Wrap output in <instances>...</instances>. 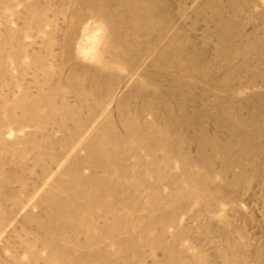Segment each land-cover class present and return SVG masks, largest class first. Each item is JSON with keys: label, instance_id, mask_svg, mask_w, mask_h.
<instances>
[{"label": "rangeland", "instance_id": "1", "mask_svg": "<svg viewBox=\"0 0 264 264\" xmlns=\"http://www.w3.org/2000/svg\"><path fill=\"white\" fill-rule=\"evenodd\" d=\"M0 264H264V0H0Z\"/></svg>", "mask_w": 264, "mask_h": 264}, {"label": "bare ground", "instance_id": "2", "mask_svg": "<svg viewBox=\"0 0 264 264\" xmlns=\"http://www.w3.org/2000/svg\"><path fill=\"white\" fill-rule=\"evenodd\" d=\"M120 1V0H119ZM122 1H124V0H122ZM139 2V1H138ZM137 2V3H138ZM126 3V2H125ZM135 4H136V2H134ZM133 3V4H134ZM121 4H123L122 6H124V2H121ZM125 5H127L128 6V4H125ZM151 5V4H150ZM120 7V6H119ZM129 7H130V5H129ZM153 7V6H152ZM106 8V7H105ZM136 8H138V7H136ZM143 8V7H142ZM151 8V7H150ZM132 9H134V8H132ZM148 9V8H147ZM146 9V10H147ZM138 10H140V9H138ZM137 10V11H138ZM144 10V9H143ZM125 11H127V10H125ZM141 11H142V9H141ZM149 11V10H148ZM124 11H122V13H123ZM144 12V11H143ZM119 13V12H118ZM139 14H141L140 12H138ZM105 14H106V12H105ZM104 14V15H105ZM108 14L109 13H107V17H108ZM125 14V13H124ZM132 15V14H131ZM136 15V14H135ZM141 15H147V14H141ZM109 16H111L110 14H109ZM136 17H138V15L136 16ZM144 17V16H143ZM152 17V16H151ZM122 18H123V16H122ZM119 19V18H118ZM120 20V19H119ZM118 20V21H119ZM123 20V19H122ZM133 20H135L134 18H133ZM138 20H140V19H138ZM145 20V19H144ZM150 20V19H149ZM112 21V20H111ZM110 22V21H109ZM145 22V21H144ZM147 24V23H146ZM139 25V24H138ZM137 24H136V27L138 26ZM149 25V24H148ZM108 26V25H107ZM119 26V25H118ZM160 27V26H159ZM133 28H135V27H133ZM137 29V28H136ZM147 29V28H146ZM138 30V29H137ZM139 31V30H138ZM145 31V30H144ZM142 32V31H141ZM170 32V31H169ZM131 33V32H130ZM170 35V34H169ZM123 38H124V36H123ZM177 39H178V37H177ZM185 39V38H184ZM178 41V40H177ZM187 46V45H186ZM173 48V47H172ZM141 49V48H140ZM174 68V67H173ZM181 69H183V68H181ZM121 107V106H120ZM173 118V117H172ZM103 121H104V119H103ZM186 121V120H185ZM185 123V122H184ZM188 124V123H187ZM188 129V128H187ZM133 132V131H132ZM157 133V132H156ZM107 134L106 133H104L103 134V137L100 139V140H98L97 142H95V143H97L96 144V146L93 148V150L95 151V152H98V153H104V156H105V160H108V161H113V162H115L116 160L114 159V155H116L117 156V154L116 153H114V151L115 152H117L118 151V149L120 148L119 147V145H117V144H115V143H111L110 141H111V137H108V136H106ZM140 135V134H139ZM133 136V135H132ZM134 136L135 137H137V135H136V131L134 132ZM141 137V136H140ZM154 138V137H153ZM142 142H147L146 144H144L145 146H146V148H147V150L149 151V152H152V150L155 148V146H156V141L154 140V139H151L150 137H141V138H139ZM138 140V139H137ZM118 143H120V142H118ZM106 145V146H105ZM122 144H120V146H121ZM124 144L121 146V148H123L124 149ZM121 151H123V150H121ZM119 155V154H118ZM108 162H106L104 165H101L102 167H104V168H107V167H109L108 166V164H107ZM101 164H103V163H101ZM110 165V164H109ZM119 169V168H118ZM154 170V169H153ZM125 171V167L123 166L122 167V169H120L119 170V173H121V172H124ZM129 171V170H128ZM152 172V171H151ZM170 174V173H169ZM122 177V176H121ZM140 177V176H139ZM141 178V177H140ZM142 180V179H141ZM109 181V180H108ZM95 183V182H94ZM92 185L93 184H91L90 183V189H89V195L91 196V197H93V200H96V199H94L95 197H97L98 195H97V193L99 192V193H110V194H115V193H120V191H123V190H118L119 188L117 187V182H113V184H108V182H105V181H102V180H99V181H97V183L96 184H94V186L92 187ZM95 186H97L96 187V189L97 188H99V189H97V190H94L93 191V189L92 188H94ZM142 186V185H141ZM144 187V186H143ZM201 187V186H200ZM79 189V187L77 188V190ZM82 189V187H80V190ZM128 189V188H127ZM57 194V193H56ZM116 195V194H115ZM155 199V198H154ZM65 202H67V201H60V202H58L61 206H62V209L61 210H63V215H65V218H67V221L69 220V221H73V222H76V220L75 219H73V218H71V217H69L68 216V214H65L64 213V210H67L68 208L69 209H71V208H78V207H81V205L80 204H77V205H71V204H69V202H67V203H65ZM57 203V204H58ZM61 208V207H60ZM90 211V210H89ZM68 223H70V222H68ZM78 223V222H77ZM71 224V223H70Z\"/></svg>", "mask_w": 264, "mask_h": 264}]
</instances>
